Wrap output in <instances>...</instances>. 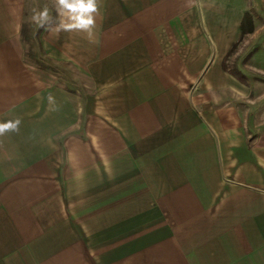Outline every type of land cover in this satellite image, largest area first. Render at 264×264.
<instances>
[{
	"label": "crops",
	"instance_id": "crops-1",
	"mask_svg": "<svg viewBox=\"0 0 264 264\" xmlns=\"http://www.w3.org/2000/svg\"><path fill=\"white\" fill-rule=\"evenodd\" d=\"M58 20L0 0V264H264V0Z\"/></svg>",
	"mask_w": 264,
	"mask_h": 264
},
{
	"label": "clouds",
	"instance_id": "clouds-1",
	"mask_svg": "<svg viewBox=\"0 0 264 264\" xmlns=\"http://www.w3.org/2000/svg\"><path fill=\"white\" fill-rule=\"evenodd\" d=\"M59 20L52 31L59 33L63 31H82L89 36L92 35L96 26V17L100 12L101 0H54ZM33 22L39 27L46 24L51 25L52 17L49 9L44 7L43 10L34 11L32 16ZM52 100V97H49ZM21 119H9L0 122V137L8 133H18L20 131Z\"/></svg>",
	"mask_w": 264,
	"mask_h": 264
},
{
	"label": "rangeland",
	"instance_id": "rangeland-1",
	"mask_svg": "<svg viewBox=\"0 0 264 264\" xmlns=\"http://www.w3.org/2000/svg\"><path fill=\"white\" fill-rule=\"evenodd\" d=\"M26 37H27V35H26ZM31 40H29V38H28V43H27V46H26L27 54L29 56L30 55H34V56L36 55L37 56V52L39 51L38 50V44L35 42L34 38L31 39Z\"/></svg>",
	"mask_w": 264,
	"mask_h": 264
},
{
	"label": "trees",
	"instance_id": "trees-1",
	"mask_svg": "<svg viewBox=\"0 0 264 264\" xmlns=\"http://www.w3.org/2000/svg\"><path fill=\"white\" fill-rule=\"evenodd\" d=\"M252 24V20H251V15L250 13H246L242 22V29H243V34L246 32L251 31L253 28H251V26L248 27V25ZM236 46V45H235Z\"/></svg>",
	"mask_w": 264,
	"mask_h": 264
}]
</instances>
